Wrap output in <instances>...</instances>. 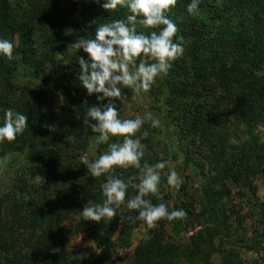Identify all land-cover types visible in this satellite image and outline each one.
<instances>
[{
	"label": "trees",
	"instance_id": "obj_1",
	"mask_svg": "<svg viewBox=\"0 0 264 264\" xmlns=\"http://www.w3.org/2000/svg\"><path fill=\"white\" fill-rule=\"evenodd\" d=\"M103 2L104 0H100V3L85 0L80 5L72 2L63 10L60 0H0V39H7L14 44L13 59L8 60L0 55V126L3 125L6 109L28 116V127L15 141L0 143V159L7 152H20L26 147L30 148L29 159L33 175L37 174L44 181L43 189L34 195L20 200L7 199L3 205L0 204V209L4 204L10 209L13 217L5 222L0 212V250L5 245L4 233H14L25 224L26 229L29 225L31 231L41 224L43 227L56 229L46 235L49 237L47 239L33 238L38 243V249L45 247L46 250L58 251L55 256L41 255V258H46V263L86 264L70 260L61 251L62 242L68 234L59 232L58 224L63 219L62 210L54 213L48 197L51 193V196L60 200L64 215H69L70 212L73 214V207L78 208L83 203L84 196L85 199L96 198L98 203H102L104 199L101 195L98 196L97 189L90 187L91 179L86 175L89 174L88 170L75 161L73 152L76 145L82 150L87 146L83 131L79 133V119H84L87 108L99 107L105 100L98 101L96 94L89 96L83 87L76 88L75 93L73 87L65 83L72 78L75 68L80 67L76 55L88 60L80 52L72 53L68 46L78 37H94L98 25L113 20H126L131 14L127 7H118L111 13L105 11L102 8ZM190 3L191 0H177L175 7L167 13L179 29L177 39L180 36L184 38L185 51L184 59L176 60L168 74L161 78L160 91H163L168 100L176 99L177 106L187 104L194 108L193 112L190 109L178 112L179 117L182 118L186 131L189 129L188 132L202 126L201 135L206 140L207 149L210 154L219 158L214 162L215 166L239 161L244 173L253 174L259 170L256 166L247 165L249 154L251 150H258L260 147L258 148L252 132L264 122V106L257 105L264 98V75L259 73H264V0H201L198 16L187 12ZM75 18L78 20L74 21ZM139 27V33L148 34L151 31ZM228 48L232 50V63L225 61ZM20 68L29 69L37 80L50 68L51 86L45 89L40 87L38 90L20 88L14 82ZM214 71L218 73L216 81L210 76ZM208 80L220 84L224 91L223 99H235L244 105H247L245 100H248L249 105H254V109L261 111L258 114L254 111L252 113L249 107L248 114L247 110L238 114L239 123L244 125L248 139L240 141L235 152H229L227 147L218 149L223 139L213 132L216 126L213 107L207 113L202 112L207 102L203 99L214 91V88H207ZM58 101L61 102L60 114L55 118L53 109ZM49 129H58V137L53 136ZM66 130L73 136L68 137ZM56 151L60 153L57 155ZM63 160L65 163H61ZM138 173V169L129 168L127 173H122L119 177L128 182ZM105 177L96 178L93 182L100 185ZM76 193H80V197L74 198ZM203 193L205 212L213 214L212 207L217 194H214L211 183L205 186ZM137 215L138 212L131 211L124 217L121 233L124 239L138 225V220L133 222L129 217ZM110 225L107 219L100 223L80 221L77 230L87 231L90 235L95 233L97 248L110 256L114 247L110 240L116 227L115 224V227ZM212 232L217 233V230L214 228ZM24 241L30 243L31 238ZM162 241V237L154 235L150 244L135 251L136 259L133 264H171V259H166V249L161 247ZM94 257L92 264H101L100 256ZM0 264L20 262L16 254L9 257V253L1 254L0 251Z\"/></svg>",
	"mask_w": 264,
	"mask_h": 264
},
{
	"label": "rangeland",
	"instance_id": "obj_2",
	"mask_svg": "<svg viewBox=\"0 0 264 264\" xmlns=\"http://www.w3.org/2000/svg\"><path fill=\"white\" fill-rule=\"evenodd\" d=\"M60 1L62 9L66 10L72 2L80 5L85 0ZM77 20V18L74 19V21ZM137 29L140 27L137 26ZM137 32L139 33V30ZM92 38L94 39L95 36ZM71 50L72 53L77 52ZM231 51L228 48V53L224 56L227 63H232L234 60ZM79 52L84 54V57L87 56L83 50ZM181 58L184 59L183 56ZM259 73L264 75L263 72ZM79 74V67H77L69 82H65L73 87L75 93H77L76 88L82 87L78 79ZM210 76L216 81L218 73L214 71ZM162 77L157 78L147 93L123 88L124 94L129 98L128 102L120 104L119 101H114V103L121 118L142 117L146 112H151L159 120L158 127L152 128L150 124L146 123L141 129V133L145 130L149 132L147 139L141 141L146 145V154L141 163L147 162L154 165L161 160L168 161V167L161 173L163 201L158 200L156 196L147 198L151 199L153 204L166 203L169 211L183 209L187 214L186 217L171 222L166 219L161 220L154 228H149L143 221L138 220L137 227L133 228L124 239L121 236L124 217L131 211L127 209L126 203L122 204L116 210L118 216L114 217L112 221L107 220L108 224H111L110 226H114V224L116 226H114V235L110 240L114 247L108 256V253L97 248L94 242L95 233L90 235L87 231L77 230V224L80 221H85L80 212L86 205L97 204V199H85L84 196L83 203L78 208L73 207L75 209L73 214L70 212L68 215L65 212L66 215H64L62 203L50 193L48 200L52 203L53 212L58 213L57 210H62L63 219L58 224L59 232L68 234L66 240L62 242L61 251L70 260L82 261L86 264H92L95 259L94 255L100 256L101 264H125V262L133 264L136 259L135 251L150 244L154 235H159L163 239L161 247L166 249V259L168 261L171 259V264H264V122L257 125L252 132L260 149L250 151L247 164L258 167L259 171L256 169L258 172L244 173L240 168L239 161L215 166L214 162L219 158L210 154L207 149L206 140L201 135L202 126L195 127L192 132H188L189 129L186 131V126L182 124V118L179 117L178 112L187 109L193 112L194 108L187 104L177 106L174 98H171V101L168 100L163 91H160L159 82ZM14 82L24 89L25 87L32 90H38L40 87L49 88L52 82V70L48 68L46 73L37 80L29 69L20 68L15 75ZM206 85L207 88H214V91L206 99H203L207 102L202 108V112L207 113L213 107L212 114L214 123L216 122L213 132L223 139L218 149L227 147L229 152H233L237 149L240 141L248 139L245 136L244 125L239 123L238 114L246 110V114H248L249 107L252 113L254 111L258 114L261 111L259 112L258 108L254 109V105H249L248 100H245L247 103L245 106L235 99H223L224 91L218 82L213 83L208 80ZM107 103L108 101L105 100L99 107L103 108ZM257 105L264 106V98ZM60 107L61 102L58 101L53 109L55 118L59 117ZM79 120L81 122V126H78L79 133L83 131L87 146L82 150L78 149L76 145L73 154L75 161L87 170L86 166L81 163L80 157L87 154L91 161L107 151L108 146L107 144L96 145L92 138L95 134L84 125V119ZM49 132L58 137V129H49ZM67 133L68 137L73 136L70 131ZM141 133L137 135L139 136ZM112 142L121 141L118 138H113L109 143ZM31 150L26 147L20 152H7L0 159V204L3 205L7 199L20 200L23 197H29L43 189V178L37 174L33 175V167L29 159ZM56 153L58 155L60 151H56ZM61 163H65V160ZM170 168H174L183 180L179 191L166 187V173ZM127 170L129 168H116L115 175L120 176L122 173H127ZM86 175L88 179H91L92 186L90 187L97 189L98 196L103 197L101 186L106 181V177L105 181L96 185L93 182L96 178H93L90 173ZM134 177L136 179L128 181L126 200L137 192L132 185L138 184L139 173ZM208 183H211L214 194H217L213 202V214L205 212L206 208L203 203V190ZM79 194L76 193L73 197L77 198ZM81 196L83 197V195ZM0 212H2L5 222L13 219L10 209L5 207V204ZM26 227L27 224L18 227L14 233L3 234L6 238L4 239V248L0 250L1 254L9 253V257L16 254L20 264H48L46 258H41V255L55 256L58 251L46 250L45 247L38 249L36 246L38 243L33 238L47 239L49 237L46 235L56 229L43 227L41 224L31 231L29 225L28 229ZM214 228L217 233L212 232ZM11 234L19 236V238H13L14 236ZM28 237L31 238L30 243L24 241ZM121 238L124 239L123 242ZM36 247L37 249H35Z\"/></svg>",
	"mask_w": 264,
	"mask_h": 264
},
{
	"label": "clouds",
	"instance_id": "obj_3",
	"mask_svg": "<svg viewBox=\"0 0 264 264\" xmlns=\"http://www.w3.org/2000/svg\"><path fill=\"white\" fill-rule=\"evenodd\" d=\"M95 2L100 3V0ZM200 2L191 0L187 12L198 16ZM176 3L177 0H104L102 8L105 11L111 13L118 7H127L131 14L126 20L98 25L94 39L90 36L78 37L68 46V49L77 52L83 50L88 56V61L78 57L81 86L89 96L96 94L98 101H108L103 108H87L83 120L84 125L95 134L92 137L95 144L108 146L107 151L91 161L87 154L80 157L93 178L106 176L101 186L103 202L86 205L80 212L85 221H112L116 217V210L125 203L128 210L138 212L137 216L129 219L133 222L143 221L149 228L156 227L161 220L171 222L187 215L183 209L169 211L166 203L153 204L147 198L156 196L163 201L161 173L168 167V161L161 160L154 165L141 163L146 154V145L141 141L149 136L148 131L141 133V129L146 123L156 128L159 120L151 112H146L142 117L121 118L114 103L128 102L123 88L149 92L157 78L166 76L173 63L183 56L184 38L180 36L177 39L179 29L167 15ZM138 25L151 31L148 34L138 33ZM13 52L14 44L7 39H0V55L11 60ZM27 127L28 116L6 109L3 125L0 126V143L15 141ZM138 133L141 135L138 136ZM113 138L121 142L109 143ZM116 168L139 170V182L132 185L137 192L127 200L129 182L115 175ZM182 184L181 177L174 168H170L166 173V187L179 191Z\"/></svg>",
	"mask_w": 264,
	"mask_h": 264
}]
</instances>
